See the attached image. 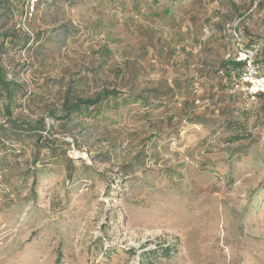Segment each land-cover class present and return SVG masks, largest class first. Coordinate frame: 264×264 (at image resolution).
<instances>
[{"label":"rangeland","instance_id":"obj_1","mask_svg":"<svg viewBox=\"0 0 264 264\" xmlns=\"http://www.w3.org/2000/svg\"><path fill=\"white\" fill-rule=\"evenodd\" d=\"M21 3L14 117L69 145L0 152V264H264L263 104L219 71L241 43L264 73V0ZM68 88L121 94L56 118Z\"/></svg>","mask_w":264,"mask_h":264},{"label":"trees","instance_id":"obj_2","mask_svg":"<svg viewBox=\"0 0 264 264\" xmlns=\"http://www.w3.org/2000/svg\"><path fill=\"white\" fill-rule=\"evenodd\" d=\"M23 1L31 2V0H22L21 4H23ZM40 1L35 0V3H39ZM20 2L21 0H0V61L2 56L8 53L9 48H29L28 44L32 39L30 34L23 28H18L15 22L11 23ZM251 48L253 47L251 46ZM262 52L264 53V51ZM220 65L219 71L223 72L225 76L230 78L235 77L236 81H239L244 72L246 63L230 58L223 61ZM17 71H19V69L5 70V68L0 65V99L2 100L0 103V115L2 118L0 120V152L4 153L5 158L8 149H10L12 145L19 146L20 142L24 141V138L33 135L37 136L35 141H38V150L47 148L50 152V157L54 158L59 155V150H64L65 152L63 148L65 145H69V143L66 141L61 142L52 134H49L48 137L43 135V131H46L45 118H39L32 122L14 117V110L23 105L21 97L26 92L24 83L18 81L16 78L10 77V72L13 73V76H16ZM120 94V91L116 89H104L94 97H83L78 94L71 95V91L68 88L64 92L61 105L63 115L56 118L68 119L75 113L96 110L101 103L110 98L116 99ZM255 97H259L262 100L264 110V92L256 94ZM24 105H26V103ZM51 114L55 116V111L51 112ZM69 160L72 161L71 158ZM168 249L169 248H165V250Z\"/></svg>","mask_w":264,"mask_h":264},{"label":"built area","instance_id":"obj_3","mask_svg":"<svg viewBox=\"0 0 264 264\" xmlns=\"http://www.w3.org/2000/svg\"><path fill=\"white\" fill-rule=\"evenodd\" d=\"M30 3L34 5L35 0H31ZM234 34L236 38L241 39L236 31H234ZM230 58L235 59L236 61H244L246 63L244 72L240 77L241 81L239 82L246 84L249 94L255 98L256 94L264 92V73H261L259 70L260 65L256 62L255 50L239 43L233 56H230ZM235 85L236 87H239V83L236 82Z\"/></svg>","mask_w":264,"mask_h":264}]
</instances>
